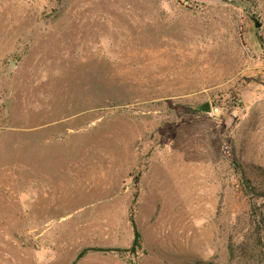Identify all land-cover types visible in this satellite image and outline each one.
<instances>
[{
	"label": "rangeland",
	"instance_id": "1",
	"mask_svg": "<svg viewBox=\"0 0 264 264\" xmlns=\"http://www.w3.org/2000/svg\"><path fill=\"white\" fill-rule=\"evenodd\" d=\"M253 185L264 0H0V264H264Z\"/></svg>",
	"mask_w": 264,
	"mask_h": 264
},
{
	"label": "trees",
	"instance_id": "2",
	"mask_svg": "<svg viewBox=\"0 0 264 264\" xmlns=\"http://www.w3.org/2000/svg\"><path fill=\"white\" fill-rule=\"evenodd\" d=\"M236 164H237V167L240 168L239 162H236ZM241 170L243 172V177H244L246 183L249 184L250 183V179L246 176V171L244 169H242V168H241ZM250 188H251L252 194L255 195V197L257 199L264 200V190H263L262 187L257 186V185H253ZM134 227H135V237H134L133 245H132V248H131L133 250H135L136 248H138L140 246V241H141V234L137 230L135 223H134ZM263 254H264V252H263Z\"/></svg>",
	"mask_w": 264,
	"mask_h": 264
},
{
	"label": "water",
	"instance_id": "3",
	"mask_svg": "<svg viewBox=\"0 0 264 264\" xmlns=\"http://www.w3.org/2000/svg\"><path fill=\"white\" fill-rule=\"evenodd\" d=\"M259 26H260V24H259V22L257 21V22H256V27H259ZM199 109H201L202 111H205V112H211V110H212L211 105H210L209 102H206V103L200 105V106H199Z\"/></svg>",
	"mask_w": 264,
	"mask_h": 264
}]
</instances>
